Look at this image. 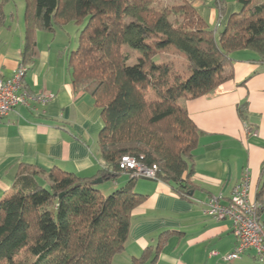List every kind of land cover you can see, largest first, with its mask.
Here are the masks:
<instances>
[{"label":"trees","instance_id":"16d2710c","mask_svg":"<svg viewBox=\"0 0 264 264\" xmlns=\"http://www.w3.org/2000/svg\"><path fill=\"white\" fill-rule=\"evenodd\" d=\"M8 1H0V24ZM240 2V11L217 33L193 0H24L23 63L38 53L39 30L83 23L68 66L74 90L90 93L100 108L104 165L85 177L57 166L22 168L0 199V264H111L126 243L133 209L146 198L135 190L138 176L131 171L129 181L109 194L94 182L114 181L127 171L120 167L123 155L157 164L156 178L190 197L201 132L181 99L230 79L236 50L251 49L264 63V0ZM123 45L140 53L136 63L129 64ZM168 46L184 55L189 76L154 59ZM256 199L263 211L264 163ZM161 247L162 238L152 262ZM153 249L148 246L131 264H144Z\"/></svg>","mask_w":264,"mask_h":264},{"label":"crops","instance_id":"0c3cea01","mask_svg":"<svg viewBox=\"0 0 264 264\" xmlns=\"http://www.w3.org/2000/svg\"><path fill=\"white\" fill-rule=\"evenodd\" d=\"M193 4L217 33L242 7L240 0H193ZM6 18L5 13L0 24V74L11 76L22 63L27 68L22 83L33 98L0 116V199L26 166L46 171L57 166L85 177L97 174L104 165L98 146L101 111L90 93L74 90L70 52L55 42L58 27L37 32L38 53L23 63V17L19 29ZM231 57L230 79L212 92L181 99L201 132L194 150L195 187L190 197L179 194L173 183L138 176L135 190L146 198L133 209L128 238L111 264H131L148 246L154 249L144 264H264L252 249L235 261H225L223 256L236 243L232 221L217 220L206 211L212 196H222L221 202L228 204L233 187L246 173L250 197L256 199L264 163V63L251 49L236 50ZM179 73L190 75L189 70ZM48 93L54 94L51 100L36 99ZM131 176L123 171L100 189L111 192ZM261 218L264 221V210ZM161 238L162 247L152 262Z\"/></svg>","mask_w":264,"mask_h":264},{"label":"built area","instance_id":"2783aa9c","mask_svg":"<svg viewBox=\"0 0 264 264\" xmlns=\"http://www.w3.org/2000/svg\"><path fill=\"white\" fill-rule=\"evenodd\" d=\"M27 68L21 63L11 76L4 77L0 74V116L8 114L19 105H27L33 98L25 89L22 80ZM54 94H41L37 100L46 102ZM253 130V133H256ZM120 167L131 171L133 175L156 178L157 164L146 165L134 156L123 155ZM250 180L246 173L240 183L232 189L228 204L221 202V197L212 196L206 206L209 215L217 220L228 218L233 224V233L236 243L232 251L223 256L225 261H235L247 250H254L255 258L264 262V221L261 218V204L257 199H252L249 194ZM217 254V251H213Z\"/></svg>","mask_w":264,"mask_h":264},{"label":"rangeland","instance_id":"374dc122","mask_svg":"<svg viewBox=\"0 0 264 264\" xmlns=\"http://www.w3.org/2000/svg\"><path fill=\"white\" fill-rule=\"evenodd\" d=\"M1 1V0H0ZM165 2H169L173 4V2L178 3L182 0H164ZM24 9H25V3L24 0H9L7 3L4 4V10L7 14V20L10 21L9 24H12L14 28H22V17L24 15ZM83 26V23L77 24L74 21L68 22L62 27L55 28L56 35H54V38L56 39L55 42L59 45L63 46V50L67 52H70V50H73L78 45V35L80 28ZM50 36H53V33H49ZM123 50L130 53L129 56V64H134L137 62L138 56L140 53L137 51H134L131 49L128 45H123ZM182 53L176 50L172 46H168L166 48H163L160 50L158 55L155 56V60L161 61L165 60L173 71L175 72H181L184 70H187L186 66L184 65L183 60H185V57L183 59V56H180ZM148 99L153 98V93L150 91L147 96ZM112 180H106L104 183L100 184V188L103 187L106 184V182H111ZM112 192V191H111ZM105 194H108L110 192H104ZM262 212V211H261ZM260 212V214H261Z\"/></svg>","mask_w":264,"mask_h":264},{"label":"water","instance_id":"95a60500","mask_svg":"<svg viewBox=\"0 0 264 264\" xmlns=\"http://www.w3.org/2000/svg\"><path fill=\"white\" fill-rule=\"evenodd\" d=\"M103 181H104V179H103L102 177H98V178H96V179L94 180V182H95L96 184L101 183V182H103Z\"/></svg>","mask_w":264,"mask_h":264}]
</instances>
